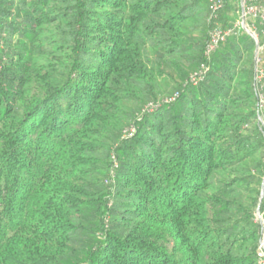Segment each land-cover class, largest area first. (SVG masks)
<instances>
[{
	"label": "trees",
	"instance_id": "16d2710c",
	"mask_svg": "<svg viewBox=\"0 0 264 264\" xmlns=\"http://www.w3.org/2000/svg\"><path fill=\"white\" fill-rule=\"evenodd\" d=\"M209 5L0 0V264H258L255 41L206 60Z\"/></svg>",
	"mask_w": 264,
	"mask_h": 264
},
{
	"label": "built area",
	"instance_id": "2783aa9c",
	"mask_svg": "<svg viewBox=\"0 0 264 264\" xmlns=\"http://www.w3.org/2000/svg\"><path fill=\"white\" fill-rule=\"evenodd\" d=\"M210 7L211 29L209 31L208 41L204 47V57L209 59L210 54L217 46L225 40V38L233 32L235 28L249 29L257 44L256 54L254 56V92L256 97V113L261 126L264 137V119L262 112L264 109V67L260 66L261 55L264 53V29L261 31V41L257 37L256 27L253 24L255 19H259L260 23H264V3L260 0H240V15L238 20L231 27H223L217 20L219 11L222 7V0H208ZM207 62H202L199 67L189 76V82L196 83L201 80L207 71ZM177 94L165 98V102L175 98ZM262 205L258 206L254 212V221L260 226V238L256 249V257L258 264H264V176L261 183Z\"/></svg>",
	"mask_w": 264,
	"mask_h": 264
},
{
	"label": "water",
	"instance_id": "95a60500",
	"mask_svg": "<svg viewBox=\"0 0 264 264\" xmlns=\"http://www.w3.org/2000/svg\"><path fill=\"white\" fill-rule=\"evenodd\" d=\"M242 29H244L253 38V40H255L252 32L249 29H245V28H242ZM256 48H257V44L255 43V54H256ZM255 54H254V56H255ZM261 196H262V188H261V192H260V198H261Z\"/></svg>",
	"mask_w": 264,
	"mask_h": 264
},
{
	"label": "rangeland",
	"instance_id": "374dc122",
	"mask_svg": "<svg viewBox=\"0 0 264 264\" xmlns=\"http://www.w3.org/2000/svg\"><path fill=\"white\" fill-rule=\"evenodd\" d=\"M260 66L264 67V53L261 55Z\"/></svg>",
	"mask_w": 264,
	"mask_h": 264
}]
</instances>
